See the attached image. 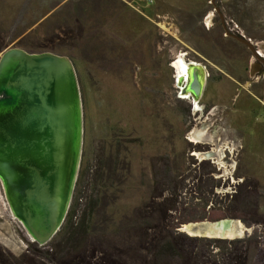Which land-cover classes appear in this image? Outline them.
I'll return each instance as SVG.
<instances>
[{"label":"rangeland","instance_id":"1","mask_svg":"<svg viewBox=\"0 0 264 264\" xmlns=\"http://www.w3.org/2000/svg\"><path fill=\"white\" fill-rule=\"evenodd\" d=\"M131 2L0 0V55L14 48L52 53L68 58L76 73L79 169L88 182L79 214L95 199L98 172L104 182L85 263L141 264L177 222H209L214 211L241 225L235 240L255 241L248 264H261L264 74L255 75L257 61L224 29L264 56V0H154L149 20ZM179 55L209 73L199 104L205 112L195 116L174 97L170 66ZM138 223L147 227L142 238L132 230ZM193 223L201 222L187 224ZM48 248L33 243L12 217L0 184V264H49L41 254Z\"/></svg>","mask_w":264,"mask_h":264},{"label":"water","instance_id":"2","mask_svg":"<svg viewBox=\"0 0 264 264\" xmlns=\"http://www.w3.org/2000/svg\"><path fill=\"white\" fill-rule=\"evenodd\" d=\"M215 12L223 25L219 10ZM224 32L257 58L256 47L249 40ZM205 78L200 66L187 65L183 94L196 102ZM82 136V103L71 61L18 48L2 53L0 184L12 217L39 246L51 241L66 218L80 167ZM225 221L236 222L187 224L177 232L189 238L227 240L195 235L199 226ZM218 228L225 232L224 227Z\"/></svg>","mask_w":264,"mask_h":264},{"label":"trees","instance_id":"3","mask_svg":"<svg viewBox=\"0 0 264 264\" xmlns=\"http://www.w3.org/2000/svg\"><path fill=\"white\" fill-rule=\"evenodd\" d=\"M32 54V53H30ZM94 186L96 196L94 200L88 201L85 209L80 212V201L85 200L88 191V182L81 170L78 176L72 195L71 204L66 218L56 233L45 247H49L45 253H41L43 259L49 264H86L84 259V246L89 237L90 222L97 206L99 190L104 188L103 175H95ZM87 200V199H86ZM209 222H216L228 218L226 214L210 212ZM203 218L177 222L171 227L169 238H159L155 241L150 252V259L141 261V264H248V251L256 244L252 239L241 240H216L189 238L177 230L181 225L191 222H202ZM140 238L144 237L147 227L140 223L132 226ZM210 247L219 249L217 255L211 256L206 252ZM149 254V248H147ZM218 257V258H216ZM137 260V258H136ZM135 261V260H134ZM261 264H264V255L260 257ZM136 264V261L133 263Z\"/></svg>","mask_w":264,"mask_h":264},{"label":"flooded vegetation","instance_id":"4","mask_svg":"<svg viewBox=\"0 0 264 264\" xmlns=\"http://www.w3.org/2000/svg\"><path fill=\"white\" fill-rule=\"evenodd\" d=\"M229 34L232 35V36H237V34H234V33H231V32H229ZM230 39L233 40L232 38H230ZM234 42H236V41H234ZM238 45H240V44H238ZM256 52H257V58L256 59L251 54L252 57L257 61L256 66H254V69L256 71L255 75H259V74L263 75L264 74V56H262L260 54V52H258L257 50H256ZM179 56H177L172 61V64L177 61ZM181 59H182L181 66H183L184 64H187V65L194 64V65L200 66L204 70V73L206 74V78H205L204 86H203V89H202V93H201L199 99L195 102L197 105H194V102H193V99L191 98V96L189 94L188 95L183 94V90L185 88L186 82H182V84L179 83V79L178 78H180V77L176 75L175 70L173 69L172 65L170 66V68L173 70V74H174L173 77H172V82H173V87L172 88L174 90V97H175V99L177 101L187 102L188 106H189L187 113L192 114L193 116H195V115H198V113H200V111L201 112L202 111L205 112V107L200 109V105L199 104H200V101H201V99L203 98V95H204L205 86H206L207 79L209 77V73L207 71V66L206 65H202L201 63H195V62L189 61L188 59H185V55H182ZM186 96H188V97H186ZM203 116H204V114H202V116H200L199 120H202ZM203 128H205L206 130L208 129L205 126ZM196 145H210V144H208V143H206V144L196 143ZM208 154L209 153L200 154V156H207ZM206 160H210V159L208 158ZM201 161H205L203 159V157H202Z\"/></svg>","mask_w":264,"mask_h":264},{"label":"bare ground","instance_id":"5","mask_svg":"<svg viewBox=\"0 0 264 264\" xmlns=\"http://www.w3.org/2000/svg\"><path fill=\"white\" fill-rule=\"evenodd\" d=\"M182 55L179 56L176 62L173 63L172 67L175 70V73L177 76H179V83L182 84V82H186L187 79V64H182ZM177 79V80H178ZM188 97V96H186ZM194 105H197L194 102ZM193 141L198 142L197 140L200 139L199 135L192 134ZM218 153H220L218 151ZM221 155V154H220ZM219 155V156H220ZM224 227L225 232L222 230H219L218 227ZM243 231V228L239 223L231 222V221H225L222 224L219 225H202L196 228L195 235L201 236V237H216V238H223L227 240H234L238 239V237L241 236V233Z\"/></svg>","mask_w":264,"mask_h":264},{"label":"crops","instance_id":"6","mask_svg":"<svg viewBox=\"0 0 264 264\" xmlns=\"http://www.w3.org/2000/svg\"><path fill=\"white\" fill-rule=\"evenodd\" d=\"M128 6L133 12L137 13L142 18L149 20L147 13L153 6L147 7L144 0H132L131 4H128Z\"/></svg>","mask_w":264,"mask_h":264},{"label":"built area","instance_id":"7","mask_svg":"<svg viewBox=\"0 0 264 264\" xmlns=\"http://www.w3.org/2000/svg\"><path fill=\"white\" fill-rule=\"evenodd\" d=\"M144 2L147 7H151L154 4V0H144Z\"/></svg>","mask_w":264,"mask_h":264}]
</instances>
